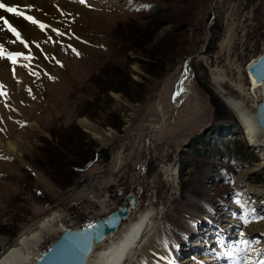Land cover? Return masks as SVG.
Here are the masks:
<instances>
[{"label": "rangeland", "instance_id": "1", "mask_svg": "<svg viewBox=\"0 0 264 264\" xmlns=\"http://www.w3.org/2000/svg\"><path fill=\"white\" fill-rule=\"evenodd\" d=\"M75 2L94 15L85 30L71 25L66 37L49 31L45 55L5 49L17 68L5 66L0 77V254L48 212H61L66 227L80 228L140 188L121 231L154 213L142 237L148 247L150 236L157 244L166 240L156 239L160 230L176 243L187 232L178 263L264 261V244L254 236L255 224L264 221V172L253 170L260 158L238 128L232 131L240 122L212 83L215 69L232 81L240 69L241 84L251 89L245 68L264 51V0ZM190 57V92L174 115L173 94ZM224 89L254 111L232 86ZM83 122L108 135L109 144ZM225 218L245 235L218 227L215 221ZM217 228L230 232L224 245ZM59 235L46 240L42 253ZM206 240L213 249L191 258ZM142 244L137 239L120 264H157L139 255Z\"/></svg>", "mask_w": 264, "mask_h": 264}, {"label": "bare ground", "instance_id": "2", "mask_svg": "<svg viewBox=\"0 0 264 264\" xmlns=\"http://www.w3.org/2000/svg\"><path fill=\"white\" fill-rule=\"evenodd\" d=\"M70 1H72L71 4ZM74 2L75 0H0V3H4L6 7L15 8L20 13L19 15H17L15 13L7 12L4 9H0V77L2 76L5 66H12L14 67L13 69L17 68L13 63V57L11 55H8L10 54V52L8 50H5L6 48H12V50L14 51L29 50L28 48H33L34 52L45 55V52H42L40 50H50L48 43L50 42L52 34L49 31L52 30L60 36L66 37L67 35H69V31L67 30L69 26L76 25V27H74L75 30H82L84 26L94 23V15L88 12L85 8L83 9L81 6L82 4L78 5L79 3L76 4L77 2ZM63 12H67L69 13V15L65 16V18H61V14H63ZM75 13H77L78 15H74ZM77 16L79 18L78 20L76 19ZM26 17H31L32 20L26 19ZM71 18L74 19V24L70 23ZM83 18L86 22L89 23H86ZM33 20L36 22L33 23ZM9 26L15 29L16 33H19V38L13 31L10 30ZM230 32H232V29H230ZM47 33L50 34L48 35ZM230 39L231 35L228 40ZM19 62L21 67L28 66V64L26 65L25 61ZM190 62H188L187 60L185 69L183 70V76L178 82L176 92L173 94L172 114L174 115H176L180 106L188 97L190 92L191 82L189 79L191 78V75L188 71ZM21 67H19L20 70ZM238 73L239 76L237 77V80L232 81L231 79L225 77L221 69H215L214 73H212V83L219 95L224 98L223 100L227 104L228 108L236 116L237 120L240 122V125L243 126V129L246 132L247 139L249 140V146H253L258 153L260 162H257V165L254 166L253 170L255 172H264V138L254 122L255 107L259 104L262 98L260 89L261 85L257 84L252 76L246 72L250 84L252 85L251 89H247L244 84H241L242 71L240 69L238 70ZM18 77L16 79H18ZM14 84H16V82ZM18 84L16 85L18 86ZM225 84L232 86L236 91L239 92L241 97L251 100L254 103V111L251 113L245 107L242 101L228 97L229 95L224 89ZM82 125L84 127H90L86 122H83ZM89 131L94 138L101 140L100 142L103 146H107L109 144L108 135L106 136V139L103 136H100V132L95 127H90ZM16 147L17 143H14L10 146V150L13 151ZM170 172L171 169L169 168L165 169L164 171L167 176L171 175ZM129 195L137 197L134 208L130 209L128 218L121 222L118 230L113 233L106 242L95 248L93 254L89 258L88 264H120L122 260L123 262H125V260L129 257V253L134 250V248L131 247L134 245V242L137 239H140V242L143 243L140 247L139 245L137 247L139 248L138 252L141 253H139V255L141 257L146 256L145 260L151 261V258H148L150 255L149 247L147 246V242H145L146 240H143L144 242L142 241V237L144 236L145 230L148 228L150 229V227L153 225V223H151V220L154 216V213L151 214L147 212L140 215L137 220H135L134 222H130L129 226H126V229L121 231L124 222L128 223L134 211L136 210L138 199H140L142 195L141 189L138 188L135 193H130ZM261 213L262 212H256L257 217H259ZM66 218L67 217L61 212H48V214H46L40 221H38V223L33 224V226L29 230H26L24 233L20 234V236H18L14 243L10 247H7L2 254H0V264H33L35 260L42 254L41 248L42 245L46 243V240H51L53 237L59 234L61 235L62 232L68 228L65 226ZM226 220L227 219L225 218L224 223L223 220L215 221L216 223H219L217 225L218 227H226L229 225L228 227L231 231L230 233L222 230L221 228L216 229V233H218L219 231L221 234V240L218 241L221 245H224V243L227 242L225 238L228 236V233H230V236H232V233H239L242 237L245 235V231H241L238 227L239 224L237 225L235 223L237 221ZM259 221L261 222L255 224L256 229L254 228V230H256V233L254 236L256 240L261 239L260 242L264 244V221L262 220V217L259 219ZM232 225H234L233 229H231ZM0 241L4 242L1 239ZM212 246L213 242L210 240H206L203 248L198 247L197 249L193 250L194 256L192 255L191 258H197L198 255L202 254L201 251L205 249L207 250V252L211 251L213 249ZM244 259L245 258H237V260L233 262L232 260L226 263L223 261L219 264H248L247 261H244ZM252 261L254 262L253 264H259L260 262V260L256 259H253ZM184 262L189 263L188 259L186 258L184 259ZM184 262H172V264H183Z\"/></svg>", "mask_w": 264, "mask_h": 264}, {"label": "water", "instance_id": "3", "mask_svg": "<svg viewBox=\"0 0 264 264\" xmlns=\"http://www.w3.org/2000/svg\"><path fill=\"white\" fill-rule=\"evenodd\" d=\"M213 8V5L212 7ZM214 15H212V25ZM207 44V40L205 46ZM194 57H190V62ZM261 87V100L255 107L254 122L264 138V51L245 68ZM225 102V101H224ZM137 197L127 195L125 200L103 218L81 228H68L55 240L33 264H88L90 256L96 247L106 242L115 233L121 222L128 218L131 208H134Z\"/></svg>", "mask_w": 264, "mask_h": 264}, {"label": "crops", "instance_id": "4", "mask_svg": "<svg viewBox=\"0 0 264 264\" xmlns=\"http://www.w3.org/2000/svg\"><path fill=\"white\" fill-rule=\"evenodd\" d=\"M164 232L165 231H161V230L158 231V233L155 234L156 239H166L163 235ZM150 237L152 239V243L149 245V254L150 255L148 258H151L152 260L154 259L155 263L163 264L164 262L167 261V258H169L170 256L173 255L174 251L176 252V250H177L176 241H170V240L166 239V240L160 241L157 244L156 240L152 236H150ZM138 259L139 258L135 259L136 262ZM140 263L146 264L144 262V259L141 260Z\"/></svg>", "mask_w": 264, "mask_h": 264}, {"label": "snow or ice", "instance_id": "5", "mask_svg": "<svg viewBox=\"0 0 264 264\" xmlns=\"http://www.w3.org/2000/svg\"><path fill=\"white\" fill-rule=\"evenodd\" d=\"M81 2H83V0H81ZM0 9H4L7 12L15 13L17 15L20 14L17 11V9L12 8V7H6L4 3H0ZM26 19L32 20L31 17H26ZM32 22L35 23L36 21L33 20ZM9 27H10V30L13 31L17 35V37L19 38V33H16L15 29L11 28V26H9ZM259 264H264V261H260Z\"/></svg>", "mask_w": 264, "mask_h": 264}, {"label": "trees", "instance_id": "6", "mask_svg": "<svg viewBox=\"0 0 264 264\" xmlns=\"http://www.w3.org/2000/svg\"><path fill=\"white\" fill-rule=\"evenodd\" d=\"M233 130L234 131H236L237 130V128L234 126L233 127ZM240 131V130H239ZM59 148L64 152V153H69V150L68 149H65L64 147H63V145H59ZM107 157V156H106ZM64 160V158H61V160H59L58 162H57V164L58 165H60V166H62L60 163H62V161ZM64 164H66V161H64ZM82 163H80V165H81ZM87 164H88V161L86 162V163H84V165L82 166L83 168L85 167V166H87ZM82 167H80V168H82ZM75 168H79V167H74V169Z\"/></svg>", "mask_w": 264, "mask_h": 264}, {"label": "built area", "instance_id": "7", "mask_svg": "<svg viewBox=\"0 0 264 264\" xmlns=\"http://www.w3.org/2000/svg\"><path fill=\"white\" fill-rule=\"evenodd\" d=\"M235 118H236V116H235ZM236 121H237V119H236ZM237 123H238V121H237ZM237 126H238L240 133L242 134L243 138L245 139V141L249 143V140L247 139L246 132L244 131L243 126H241L239 123Z\"/></svg>", "mask_w": 264, "mask_h": 264}]
</instances>
